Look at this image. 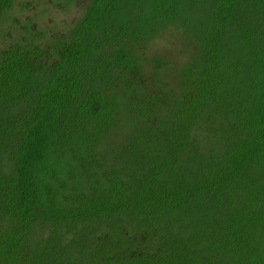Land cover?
I'll list each match as a JSON object with an SVG mask.
<instances>
[{
    "label": "trees",
    "instance_id": "16d2710c",
    "mask_svg": "<svg viewBox=\"0 0 264 264\" xmlns=\"http://www.w3.org/2000/svg\"><path fill=\"white\" fill-rule=\"evenodd\" d=\"M13 2L0 264H264V0H88L51 34Z\"/></svg>",
    "mask_w": 264,
    "mask_h": 264
},
{
    "label": "rangeland",
    "instance_id": "374dc122",
    "mask_svg": "<svg viewBox=\"0 0 264 264\" xmlns=\"http://www.w3.org/2000/svg\"><path fill=\"white\" fill-rule=\"evenodd\" d=\"M24 2V5L20 4ZM88 0H14L8 11L10 16L20 21L30 17L38 26L44 27L48 32L64 31L82 11ZM10 24L9 22H7ZM11 32V30H7ZM176 37V36H175ZM174 34L165 33L157 38L151 50L165 51L174 41ZM168 44V46H167ZM174 53V50H172Z\"/></svg>",
    "mask_w": 264,
    "mask_h": 264
}]
</instances>
